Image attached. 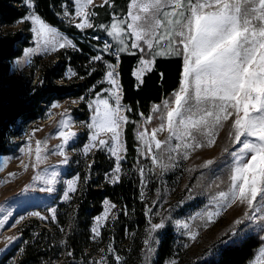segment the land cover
Here are the masks:
<instances>
[{"label": "snow or ice", "instance_id": "snow-or-ice-1", "mask_svg": "<svg viewBox=\"0 0 264 264\" xmlns=\"http://www.w3.org/2000/svg\"><path fill=\"white\" fill-rule=\"evenodd\" d=\"M28 4L32 7L33 0H28ZM74 4V13L65 9L63 15L70 20H78L74 25L77 30L94 29L96 25L91 17L98 14L87 10L93 0H74ZM104 4L114 6L110 0H104ZM29 21L35 47L24 49V59L15 62L17 67L22 63H31L30 57L41 51L48 54L61 49H76L74 41L34 12L25 15L19 22ZM99 27L112 38L115 47L106 43L98 54L90 58L89 64L101 62L104 55L109 53L115 55L116 63H106L104 76L98 82H106L110 87L99 91L94 87L91 89L93 98L81 96L72 101L86 103L91 112L87 124L88 142L83 145L84 155L93 148L107 149L115 158V165L111 175L106 174L105 178L113 183L119 182L120 162L124 158L121 152H127L126 142L121 139L122 130L132 122L128 115L122 113L133 111L121 99L122 86L117 65L121 63L122 54H139L140 67L132 74L141 82L142 73L152 71L158 57H180L182 63L177 90L162 101V105L154 104L152 115L145 117L139 113L145 125L154 119L159 123L151 128L150 133L146 127L137 133L140 145L138 153L150 157L152 166L159 167L162 173L169 167L164 158L166 153L168 160L174 158L172 153L187 158L190 151L212 146L219 130L227 124L229 140L232 145H238L232 151L224 149L232 158L229 187L227 191H221L213 197L214 210L206 211L200 218L211 222L223 209L239 201L250 210V213H245L249 221L259 219L264 222V0H130L124 17L113 13L111 23ZM68 71L70 76L65 78L78 75L71 69ZM94 71L93 68L88 75ZM160 75L163 77V73ZM51 107H58V103H53ZM73 123L70 115L62 114L57 130L61 144L55 154L64 157L63 164L68 163L65 147L77 136V133L65 130L70 129ZM164 131L168 133L167 138L163 141L157 139V135ZM20 151L23 153L25 149L21 148ZM32 152L29 146L28 154L32 155ZM46 159V144L37 140L33 170ZM212 163L209 160L204 166ZM139 171L140 198L143 200L147 181L144 169ZM56 177L55 171L49 173L43 180L47 187L40 191L53 192ZM40 179V174L33 177L34 181ZM79 179L76 176L64 181V200L70 199V194L76 192ZM104 204L113 209L116 207L108 200ZM47 211L55 221L56 209L49 208ZM152 211V207L146 206L145 216L152 214ZM30 214L46 219L39 212ZM108 217L109 209L106 208L103 215L95 218L96 223L91 229L94 239L101 235V222H107ZM149 223L150 232L162 228V224L152 223L151 220ZM235 223L240 224L242 221L236 220ZM182 227L189 229V224L183 223ZM261 230L264 231V225ZM189 235L192 239L196 238L194 231H190ZM261 240L264 241V236H261ZM144 244L151 252L148 239H145ZM114 251L110 245L108 252ZM261 258H264V247L260 248L257 260ZM121 259V256L115 255V264H120ZM172 264H176L175 260ZM252 264L257 262L252 261Z\"/></svg>", "mask_w": 264, "mask_h": 264}, {"label": "rangeland", "instance_id": "rangeland-1", "mask_svg": "<svg viewBox=\"0 0 264 264\" xmlns=\"http://www.w3.org/2000/svg\"><path fill=\"white\" fill-rule=\"evenodd\" d=\"M72 2V13H74V0ZM22 3L27 10L26 15L34 12L33 5L29 7L28 0H22ZM110 3L114 6L105 5L104 0H93V4L88 7V11H94L98 14L91 17L96 27L105 18L112 17L113 13L117 16L122 15L125 8L122 2L110 0ZM62 16L67 24L74 26L78 22L77 19L70 20L69 17H65L63 14ZM25 27L27 30L24 33L29 35L27 41L30 45L24 49L34 48L33 33L30 30L31 22L19 23L16 26L17 29H24ZM94 29H85L84 31L76 29L79 34L75 36V39L78 38L81 41L83 37H94L100 39L104 47L109 41L95 36ZM58 31L74 41L73 36ZM24 49L21 55L11 62L10 77L22 85L28 83L30 87L34 83L33 78L36 75L34 69L38 66L35 64V60L37 59L39 63L50 64L54 69L63 64L60 75L65 81L75 83L76 76L65 78L70 76L68 70H72V68L58 56L61 51L67 49L48 54L41 51L30 57L31 63H22L17 67L15 62L24 59ZM94 55L88 56L89 61ZM111 55L116 61L115 55ZM106 63L112 62L109 60L101 61L103 73L106 70ZM139 67L140 65L137 64L135 70ZM55 82L61 83V80H55ZM137 84L139 83L137 82ZM103 85L104 88L110 87L106 82ZM85 94V98H87L89 93L86 92ZM70 96L71 94L53 96L45 104H42L40 115L34 122H28L25 119L17 120V130L6 141L9 150L0 153V168H2L0 170V264H19L22 259V246L25 244L22 236L26 230L32 235L33 240L40 241L41 245L50 242L49 252L50 255L54 256L53 264H60L61 261L77 264H90V262L115 264V255L121 256L120 264H155L166 229H169L170 232L168 245L170 251L160 264H172L173 260L176 264H197L214 256L221 247L237 245L249 236H256L260 239L261 236H264V231L261 230L264 222L259 219L249 221L245 217V213H250V210L247 205H242L239 201L232 204L231 207L223 209L219 216L212 218L211 222L200 218L206 211L214 210L212 207L215 203L213 197H216L221 191H227L229 187V166L232 158L224 149L227 148L228 151H232L238 145H232L229 140L227 134L229 126L227 124L219 130L212 146L190 151L187 158H184L182 154L172 153L174 158L168 160L166 153L164 158L169 167L161 173L159 167L152 166L150 157L146 158L138 153L140 145L137 140V133L144 131L145 127L150 133L151 128L159 123L158 120L154 119L145 125L143 118L139 115V113H143L145 117L152 115L153 105L147 113L139 108L138 117L140 120L135 123L133 131L135 144H132L130 149L126 147V154L121 152L124 158L120 162L121 172L118 174L120 180L113 183L110 179L106 180L105 178L106 174L111 175V170L115 165V158L107 149L93 148L87 155L83 153V145L88 142L89 129L87 124L90 122L91 112L88 107L83 109L79 106L82 102L73 103L72 101L77 99ZM105 98H107V94H105ZM122 98L123 92H121ZM53 103H58V107L52 108ZM122 103L127 105L123 99ZM62 114L70 115L74 122L70 129L65 130L77 133V136L64 150L68 159L67 164L62 163L64 157L55 154L61 144V140L57 138V130L60 127L59 122ZM122 114L128 115L132 121L130 123H133L134 110ZM125 128L122 130L121 139L126 142ZM167 136V131H164L157 135V139L163 141ZM101 138L109 139L107 136ZM37 140L46 144L47 159L33 170L32 163L34 162V149ZM29 146L33 149L32 155L28 154ZM21 148L25 149L23 153L20 151ZM209 160L213 163L205 167L204 165ZM130 161L132 165L129 164ZM25 165H27L26 169ZM141 168L144 169V177L147 181V187L143 189L145 193L143 200L140 198L141 185L139 183L141 178L139 170ZM53 171L57 173L56 183L52 186L54 191L51 193L40 191L41 188L47 187L43 183L44 178ZM10 174L14 175L10 176ZM37 174H40L41 179L34 181L33 177ZM134 175L138 177L135 196L128 194L122 199L119 198L120 202L111 201L110 196L106 194L100 197L99 213L89 217L86 222L87 234L84 236L85 247L83 252L82 254L76 252L74 255L79 256V258H74L73 253L68 249L66 237L73 227L78 231L79 227L85 223V217L80 216L78 206L72 204L79 197V193H82L88 184L94 182L99 184L98 191L100 193L107 188L112 191L121 181L127 182ZM76 176L80 178L77 183V190L70 194V199L64 200V181ZM105 200H108L110 204H115L116 207L113 209L109 205H105ZM146 206L153 209L149 216H145ZM49 208L56 209V217L58 213L63 215L68 212L65 229H62L57 218L55 221L52 220L51 214L47 211ZM106 208L109 209L108 220L101 222L103 225L100 228L101 235L94 239L91 229L96 223L95 218L103 215ZM33 212H39L46 219L31 215L30 213ZM194 217L195 219H193ZM149 220L152 223L162 224V228L150 232ZM236 220H241L242 223L236 224ZM17 221L19 222L17 223ZM49 223H52L53 227H50ZM183 223H188L189 229H184ZM190 231L196 233L195 239L190 237ZM145 239L149 240L151 252H148V248L144 244ZM110 245L115 250L113 253L108 252ZM261 247H264V241H262L254 257L246 264H252V261H256L257 264H264V258L257 260ZM69 252L72 255H68Z\"/></svg>", "mask_w": 264, "mask_h": 264}, {"label": "trees", "instance_id": "trees-1", "mask_svg": "<svg viewBox=\"0 0 264 264\" xmlns=\"http://www.w3.org/2000/svg\"><path fill=\"white\" fill-rule=\"evenodd\" d=\"M116 1L122 2L124 5V11L122 15H119V17H124L130 0ZM72 4V0H33V10L37 15L51 26L74 37L76 49L63 50L58 56L78 74L75 83L65 81L60 75L63 64L54 69L50 64L39 63L36 59L35 64H38L34 69L36 75L33 78L34 83L29 87L28 83L22 85L9 75L11 62L21 55L25 47L30 45L27 41L29 35L24 33L27 27L24 29L16 28L21 18L26 15L27 10L22 0H0V153L9 150L6 141L17 130L16 121L25 119L28 122H34L40 115L42 104H45L53 96L71 94L70 97L78 100L81 96L85 97V93L88 92L87 99H91L94 96L91 89L95 87V90L99 91L104 88L103 84L98 83L104 75L101 62L90 65L88 57L95 53L98 54L99 50L103 48V42L89 36L83 37L81 41L77 37L75 39L79 32L75 26L67 24L62 16L65 9L72 13ZM110 23L111 17L105 18L94 29V35L105 38L114 48L115 42L99 27L101 24L109 25ZM138 59L139 54L137 56L122 54L121 63L117 67L119 83L122 86L123 102L134 110L133 123H128L125 128L126 147L128 149L132 148V144H135L133 131L135 123L140 120L138 109L141 108L143 112L147 113L152 105H160L163 99H168L173 91L177 90L182 63L180 57L156 59L153 70L147 72L143 76L142 82L137 84L132 73ZM105 60L112 63L116 62L111 53L104 55L102 61ZM93 68L95 71L88 75V72ZM161 73H163V77H161ZM55 80H61V83H56ZM79 106L83 109L87 108L86 103H80ZM129 164L132 165V162L130 161ZM137 184L138 177L134 175L127 182L121 181L112 191L107 188L100 193L98 191L99 184L94 182L88 184L83 192L79 193V197L72 204L78 206L80 216L85 217V223L79 227L78 231L73 227L66 237L68 249L71 250L74 258H79V256L74 255L76 252L79 254L83 252L85 247L84 236L87 234L86 222L89 217L99 213L100 197L106 194L110 196L111 201L120 202L119 198L122 199L128 194L135 196ZM113 192L116 194H111ZM67 215L68 212L63 215L57 214L56 218L62 229H65ZM49 225L53 227L52 223ZM169 239L170 232L169 229H166L155 264H160L162 259L169 254ZM22 240L25 244L22 246V259L19 264H53L54 256L50 255L49 252L50 242L41 245L40 241L33 240L28 230L24 231ZM261 244L260 238L249 236L237 245L221 247L214 256L197 264H246L254 257ZM60 264L77 263H63L61 261Z\"/></svg>", "mask_w": 264, "mask_h": 264}, {"label": "crops", "instance_id": "crops-1", "mask_svg": "<svg viewBox=\"0 0 264 264\" xmlns=\"http://www.w3.org/2000/svg\"><path fill=\"white\" fill-rule=\"evenodd\" d=\"M166 58H178L177 56H170V57H165V56H160V57H158L157 59H166ZM138 64V61H137V63H136V65ZM135 65V66H136ZM139 65V64H138ZM153 68H154V66H153ZM135 70V67H134V69H133V71ZM149 72V71H148ZM146 73V72H145ZM145 73H142V77L145 75ZM134 77V76H133ZM134 79L136 80V78L134 77ZM136 82H138V83H141V81H138V80H136Z\"/></svg>", "mask_w": 264, "mask_h": 264}]
</instances>
